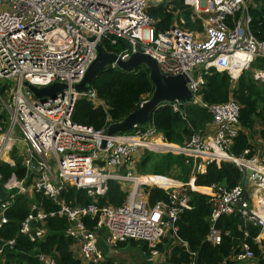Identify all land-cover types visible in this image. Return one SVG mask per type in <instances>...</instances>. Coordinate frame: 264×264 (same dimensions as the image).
Wrapping results in <instances>:
<instances>
[{"label": "built area", "instance_id": "obj_1", "mask_svg": "<svg viewBox=\"0 0 264 264\" xmlns=\"http://www.w3.org/2000/svg\"><path fill=\"white\" fill-rule=\"evenodd\" d=\"M156 1L165 2L0 0V80L12 85L6 86L7 116H0V166L19 164L25 170L23 179L11 174L3 182L0 171V185L8 192L6 200L0 201V229L8 223L5 212L15 197L36 193L59 207L45 212L33 203L19 226L18 235L41 241L46 237L47 220L63 218L67 222L63 234L71 239L76 255L84 264L103 262L97 248L96 232L100 229L108 231L109 246L128 240L144 242L152 259L161 260L160 264L164 263L165 255L158 250L159 244L168 251L176 244L187 248L177 236V223L180 214L191 208L189 187L208 197L210 229L206 240L211 245L221 241L216 221L221 216L235 215L244 226L260 229L253 242L264 254V150L248 158V150L238 157L229 154L239 132V106L232 100L207 105L200 96L203 76L211 69L227 73L232 81L249 72L253 81L264 82V41L257 40L250 32V0H183L190 9V22L199 20L202 29L189 30L183 17L177 18L174 12L173 26L159 33L147 14V8ZM118 40L127 45L114 53L120 61L142 53L155 60L163 75L188 78L186 86L191 100L186 104L204 108L211 115L204 134L193 133L185 145L178 146L162 142L163 137L151 119L144 125L133 126L128 133L111 136L106 130H93L72 122L78 99L103 106L93 90L77 93L73 86L81 82L95 60L97 46L102 41L115 45ZM110 67L117 65L114 62ZM54 83L64 84L66 89L44 103H37L26 86L42 88ZM164 104L183 116L177 101L160 105ZM143 150L196 159L195 171L201 174L209 164L219 167L222 162H228L239 168L244 178L248 168L252 171L245 191L248 199L244 200L242 181L231 189L220 185L202 188L207 192L195 190L191 182L181 183L176 189L172 185L139 182L129 164L131 159L140 158ZM122 168L126 169L125 173H120ZM29 179L30 184L26 185ZM109 180L130 184L127 197L119 207L97 203V196L104 194ZM153 186L167 194V202L149 205L143 189ZM72 187L86 190L92 202L83 206L65 204L61 193ZM166 240L168 245L164 243ZM14 244L15 240L3 241L0 256ZM190 255L189 264H197L195 254ZM37 258L42 264H55L46 255L37 254ZM252 260L253 253L246 245L232 257L234 264Z\"/></svg>", "mask_w": 264, "mask_h": 264}, {"label": "trees", "instance_id": "obj_2", "mask_svg": "<svg viewBox=\"0 0 264 264\" xmlns=\"http://www.w3.org/2000/svg\"><path fill=\"white\" fill-rule=\"evenodd\" d=\"M174 12H177V18L183 17L186 22L185 27L189 30L202 29L199 20L195 23L190 22V9L183 0H168L157 5L151 4L147 8V14L154 22L155 32H165L173 26ZM249 14L251 34L257 40L264 41V0H250ZM101 45L105 51L113 54L127 48L123 40H118L115 45L102 41ZM253 66L256 67L257 64ZM203 80L200 96L204 103L214 105L232 100L239 106V132L233 140L229 154L238 157L248 150L247 158L255 155L258 147L255 139L258 137L264 139V82L253 81L248 73H243L237 81H232L227 73H219L214 69L204 75ZM89 89L95 92L103 106H95L84 98L78 99L72 113V122L93 130L107 131L111 124L121 122L138 109L143 101L148 100L153 92V85L149 78V71L143 65L136 66L130 72L107 66L95 75ZM181 112L183 116L173 112L168 104H164L159 105L151 115V123L163 137L164 143L183 146L193 133L204 134L211 123V115L199 106L186 104L181 108ZM161 146L165 145L161 144ZM152 156L155 159L152 160ZM196 164L197 160L193 158L173 154H151L150 156L145 152L138 159L136 172L139 175H146L148 173L144 172V168L151 165L153 171L149 174L161 177H140L141 182L171 186L175 183L164 177L168 170L175 167L178 170L175 180L183 184L191 182L194 189L200 192H207L202 188H208L211 185L231 189L243 179L239 168L228 162H222L219 167L209 164L203 174L196 173ZM0 171L3 176L2 182L6 181L11 174H15L18 179L25 177V170L19 164L15 167L2 164ZM29 184L30 179L26 182V185ZM143 191L147 193V201L151 206L160 201H168L167 194L159 188L144 187ZM188 196L191 208L180 214L177 223V236L187 248L176 244L173 247L169 246L168 251L159 244L158 250L165 255L164 263L160 264H189L192 261L190 253L195 254L197 264H234L232 257L242 250L243 245H246L253 253V264H264V254L253 242L260 231L258 227L249 224L244 226L239 216H221L215 223L216 229L221 233V241L218 245H211L206 240L210 229L208 197L192 189L189 190V187ZM126 197L127 193L122 190L121 185L109 180L106 191L103 195L97 196L96 200L100 206L119 207ZM60 198L65 204L71 206L87 205L93 200L86 190L74 187L62 192ZM33 203L45 212L55 211L59 207L40 194L33 193L31 198L26 194L17 195L11 207L5 212L8 223L0 229V246L3 241L9 240H15V244L12 249L3 250L0 264H42L37 254L50 257L55 264H83L76 256L73 242L63 234L67 228V222L63 218L47 220L44 226L46 237L41 241L31 240L30 236L18 235L19 226ZM164 243L168 245L169 241L166 240ZM126 246L132 248L139 246V251L147 255L149 253L147 245L140 241L128 240L115 245L117 248ZM152 262L148 260L143 264ZM99 264H115V261L105 259Z\"/></svg>", "mask_w": 264, "mask_h": 264}, {"label": "water", "instance_id": "obj_3", "mask_svg": "<svg viewBox=\"0 0 264 264\" xmlns=\"http://www.w3.org/2000/svg\"><path fill=\"white\" fill-rule=\"evenodd\" d=\"M96 50V58L87 69L83 79L81 82L73 86V89L77 93L87 92L95 75L114 62L116 63L117 68L126 72L133 71L134 68L139 65L145 66L149 71V78L153 85V92L149 99L144 102L141 107L126 116L121 122L111 124L106 131L107 135L125 134L130 132L135 125H144L148 123L151 119V115L162 102L177 101L179 107L182 108L191 100V93L186 86L188 78L185 76L163 75L155 60L151 57L142 53H136L132 54L127 61L123 62L117 59L114 54L105 51L101 45L97 46ZM26 86L34 95L37 103L38 101L44 103L48 99H55L58 94H63V91L66 89V85L59 83H54L42 88H36L27 84ZM102 147H104V143L102 144ZM251 173L252 171L247 168L245 170V176L241 182L244 190V200L248 199V195L245 191L247 188L248 177ZM7 196L8 192L4 191L0 185V201L4 202Z\"/></svg>", "mask_w": 264, "mask_h": 264}, {"label": "rangeland", "instance_id": "obj_4", "mask_svg": "<svg viewBox=\"0 0 264 264\" xmlns=\"http://www.w3.org/2000/svg\"><path fill=\"white\" fill-rule=\"evenodd\" d=\"M166 1H168V0H165V2ZM153 3L156 5V3H160V2L156 1ZM194 31H196V30H194ZM245 73L249 74V72H245ZM6 86H12V85L9 82H7V80H0V104L2 102V105H3L0 108V116H2V117L7 116V111L5 110V107H4V104H6V102H7V88H6ZM257 136H259V135L257 134ZM162 142H164V141H162ZM255 142H258L257 145L259 146L260 151L264 149V139H262V138L255 139ZM145 152H147V154H149L150 156H151V154L152 155H160V154L176 155L174 153H170V152H166V151L155 152V151H151V150H143L142 152H140L139 156H143L145 154ZM138 158L130 160L129 166L131 168V172L133 173V175L136 176L137 178L146 177V176H154V175L149 174L153 171V167L151 165H148L146 168H144V172L148 173L146 175H139L136 172V164L138 162V160H137ZM151 158H152V160L155 159V157H153V156ZM176 175H178V170L175 167H173L166 172V177H165L166 179H169L173 183H175L172 185L173 186L172 188H174V189H176L178 187V185L181 184L180 182L175 180ZM25 194L31 198L33 193H24V194H18V195H25ZM96 235H97V246L99 247V251L101 252V254L104 258L103 261L105 259H112L113 261H115V264H143L148 260L153 261L151 264H159V262H161V260L152 259L150 252L147 255V254H144L141 251H139L140 250L139 246L134 247V248L129 247V246H126L123 248H117L115 246H109V244L107 242L108 231L105 229L98 230L96 232ZM136 242H138V241H136ZM159 258H161V257H159Z\"/></svg>", "mask_w": 264, "mask_h": 264}, {"label": "crops", "instance_id": "obj_5", "mask_svg": "<svg viewBox=\"0 0 264 264\" xmlns=\"http://www.w3.org/2000/svg\"><path fill=\"white\" fill-rule=\"evenodd\" d=\"M257 139V138H256ZM258 139H259V137H258ZM257 153L258 154H261V151H260V148H259V146L257 147ZM125 169L124 168H122L121 170H120V173H125ZM117 172H119V171H117ZM121 185V188H122V190L124 191V192H126L127 191V189H128V187L130 186V184H125V183H121L120 184ZM98 247V246H97ZM98 249H99V247H98ZM77 256V258H79L78 257V255H76ZM80 259V258H79ZM81 260V259H80ZM83 263V262H82ZM243 264H253V262L251 261V262H246V263H243Z\"/></svg>", "mask_w": 264, "mask_h": 264}, {"label": "bare ground", "instance_id": "obj_6", "mask_svg": "<svg viewBox=\"0 0 264 264\" xmlns=\"http://www.w3.org/2000/svg\"><path fill=\"white\" fill-rule=\"evenodd\" d=\"M160 144H161V142H160ZM139 182H141V178H139Z\"/></svg>", "mask_w": 264, "mask_h": 264}]
</instances>
